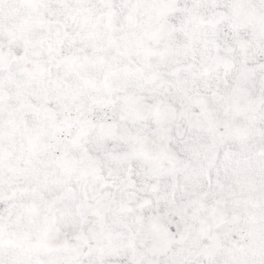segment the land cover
<instances>
[{
	"label": "snow or ice",
	"instance_id": "1",
	"mask_svg": "<svg viewBox=\"0 0 264 264\" xmlns=\"http://www.w3.org/2000/svg\"><path fill=\"white\" fill-rule=\"evenodd\" d=\"M0 264H264V0H0Z\"/></svg>",
	"mask_w": 264,
	"mask_h": 264
}]
</instances>
